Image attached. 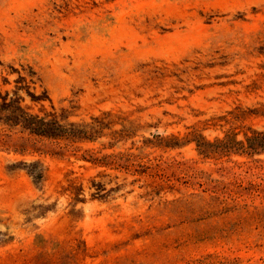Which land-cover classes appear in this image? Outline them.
<instances>
[{
  "label": "rangeland",
  "instance_id": "obj_1",
  "mask_svg": "<svg viewBox=\"0 0 264 264\" xmlns=\"http://www.w3.org/2000/svg\"><path fill=\"white\" fill-rule=\"evenodd\" d=\"M20 77L77 135L0 125V264H264V0H0Z\"/></svg>",
  "mask_w": 264,
  "mask_h": 264
},
{
  "label": "trees",
  "instance_id": "obj_2",
  "mask_svg": "<svg viewBox=\"0 0 264 264\" xmlns=\"http://www.w3.org/2000/svg\"><path fill=\"white\" fill-rule=\"evenodd\" d=\"M28 77L29 81L32 82L33 74H29ZM19 80L21 82H17L18 85L16 86V90L13 91V95L8 91L0 94V125L10 129L21 127L24 132H27V138H20V145L23 148L30 147L37 151H42L39 145H43L42 142H45V140L71 139V137L77 135L76 132L62 127L55 121L28 113L22 107L21 102L23 99L18 96L20 91H24L32 101L38 103L48 100V97L46 93L36 95L30 92L29 87L26 85L25 77H20ZM261 140L262 144H259V149H264V135L261 137Z\"/></svg>",
  "mask_w": 264,
  "mask_h": 264
}]
</instances>
